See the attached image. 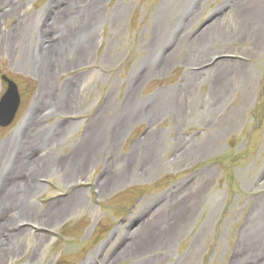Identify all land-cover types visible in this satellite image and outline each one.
Segmentation results:
<instances>
[{
  "label": "rangeland",
  "instance_id": "obj_1",
  "mask_svg": "<svg viewBox=\"0 0 264 264\" xmlns=\"http://www.w3.org/2000/svg\"><path fill=\"white\" fill-rule=\"evenodd\" d=\"M0 264H264V0H0Z\"/></svg>",
  "mask_w": 264,
  "mask_h": 264
},
{
  "label": "water",
  "instance_id": "obj_2",
  "mask_svg": "<svg viewBox=\"0 0 264 264\" xmlns=\"http://www.w3.org/2000/svg\"><path fill=\"white\" fill-rule=\"evenodd\" d=\"M1 80L6 84V89L0 97V128H6L14 119L20 99L15 83L5 76Z\"/></svg>",
  "mask_w": 264,
  "mask_h": 264
}]
</instances>
